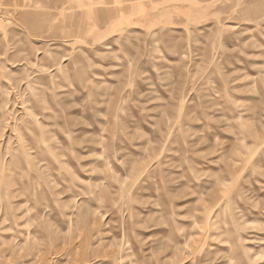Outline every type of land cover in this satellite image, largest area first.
<instances>
[{
	"label": "rangeland",
	"instance_id": "374dc122",
	"mask_svg": "<svg viewBox=\"0 0 264 264\" xmlns=\"http://www.w3.org/2000/svg\"><path fill=\"white\" fill-rule=\"evenodd\" d=\"M165 2L0 0V264H264V0Z\"/></svg>",
	"mask_w": 264,
	"mask_h": 264
},
{
	"label": "crops",
	"instance_id": "0c3cea01",
	"mask_svg": "<svg viewBox=\"0 0 264 264\" xmlns=\"http://www.w3.org/2000/svg\"><path fill=\"white\" fill-rule=\"evenodd\" d=\"M154 2H156L155 4H157L158 8H162L166 7V5H164L168 0H153ZM173 3L171 4V6H177L178 2H180V0H171ZM184 3V2H183ZM154 3H152V5H143V6H138L136 8L140 9V12H137L136 15H131L130 19L127 18L125 21H121V22H117L115 20H109V15L106 16V19H102L105 15L103 14L102 17V11H94L95 17H94V23L96 24L98 30H96V32L92 35L93 39L96 40L98 43H106L108 42L112 37H114L115 35H117L120 32H124L125 28H128L130 26H142L145 23H148L149 18L151 17V14L149 13L148 10H154L155 8H157V6L155 7L153 5ZM184 6V5H183ZM179 7V8H178ZM181 5H178L177 8L180 10H185L186 12L190 13V14H194L187 16V15H174L173 16V22L176 24H184L186 21L188 22H193L194 19H197V17H201L202 14L200 13L201 11L198 10L197 8L193 7V6H189L188 8L185 7L184 9L181 8ZM200 7V6H199ZM157 8V9H158ZM179 10V11H180ZM178 11V12H179ZM164 12V10H163ZM198 13L200 15H198ZM197 15V16H195ZM98 18V19H96ZM96 19V20H95ZM105 24V27L102 28V26Z\"/></svg>",
	"mask_w": 264,
	"mask_h": 264
},
{
	"label": "bare ground",
	"instance_id": "6f19581e",
	"mask_svg": "<svg viewBox=\"0 0 264 264\" xmlns=\"http://www.w3.org/2000/svg\"><path fill=\"white\" fill-rule=\"evenodd\" d=\"M95 245V244H94Z\"/></svg>",
	"mask_w": 264,
	"mask_h": 264
}]
</instances>
